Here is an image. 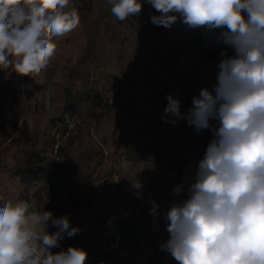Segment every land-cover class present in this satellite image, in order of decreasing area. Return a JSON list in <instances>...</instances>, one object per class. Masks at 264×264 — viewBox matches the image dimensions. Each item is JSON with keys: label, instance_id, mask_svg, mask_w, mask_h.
Masks as SVG:
<instances>
[{"label": "rangeland", "instance_id": "obj_1", "mask_svg": "<svg viewBox=\"0 0 264 264\" xmlns=\"http://www.w3.org/2000/svg\"><path fill=\"white\" fill-rule=\"evenodd\" d=\"M98 1L108 14L100 30L101 44L91 53L84 50L78 26L53 38L56 51L40 73L21 76L10 68L0 81V202L23 199L38 212L48 211L51 201L58 203L59 198H50L42 180L24 181L16 172L18 164L34 154L53 156L58 145L73 135L78 121L84 128L69 155L82 164L95 149L109 151L104 138L110 142L113 121L125 119L136 128L123 134L119 155L112 158L106 153L93 176L104 222L88 220L84 212L66 207L64 213L53 214L67 215L73 227L75 221V227L85 225L72 246L87 251L86 264H126L128 251L134 249L138 260L132 264H152L156 242L167 231L163 213L173 201L184 198L172 190L181 183L187 187L188 176L203 158L204 132L209 133L208 143L213 138L211 128L197 132L186 120L165 122L166 95L179 99L181 112L187 113L192 97L216 83L221 52L235 53L216 45L203 28L189 29L179 20L171 28L153 25L150 17L158 13L147 3L139 16L121 22L106 0ZM218 34L219 30L213 36ZM80 56L82 64L77 63ZM73 65L76 72L71 74ZM110 89L113 103L104 109L102 94ZM97 111L105 112L99 123L92 118ZM115 187L122 193L119 210ZM137 191L142 193L139 198ZM152 201L159 205V218L149 214ZM69 242L63 239L57 251Z\"/></svg>", "mask_w": 264, "mask_h": 264}, {"label": "clouds", "instance_id": "obj_2", "mask_svg": "<svg viewBox=\"0 0 264 264\" xmlns=\"http://www.w3.org/2000/svg\"><path fill=\"white\" fill-rule=\"evenodd\" d=\"M106 2L121 22L139 16L147 3L158 13L150 17L153 25L171 28L179 20L234 50L232 56L221 52L216 83L192 97L187 113L179 99L166 95L165 122L186 120L197 132L211 128L213 138L187 187L172 190L184 198L163 213L169 238L160 248L177 264H264V0ZM80 23L74 0H0V70L40 73L56 51L53 38ZM133 187L141 189L139 183ZM151 203L149 214L159 218V205ZM79 231L67 215L3 199L0 264H86L83 248L52 251Z\"/></svg>", "mask_w": 264, "mask_h": 264}, {"label": "trees", "instance_id": "obj_3", "mask_svg": "<svg viewBox=\"0 0 264 264\" xmlns=\"http://www.w3.org/2000/svg\"><path fill=\"white\" fill-rule=\"evenodd\" d=\"M74 3L81 17L79 27L85 39L84 50L91 53L101 44L100 30L108 14V10L103 9L98 0H74ZM144 32L145 34L149 33V27L145 28ZM161 36L162 38L167 36L166 30H163ZM82 56L77 60L78 64H82L84 61V57L82 58ZM9 69L0 70V81L5 78ZM75 72L76 65H73L71 66V74ZM104 114V111L93 112L92 118L99 123ZM83 128L81 122L78 121V123H75L73 135L68 137L65 143L58 145L53 156H36L34 154L31 158H27L26 161L18 164L15 169L17 174L26 182L42 180L43 186L46 188V192L50 198H59L60 202L58 203L51 201L48 211L64 213L65 209H62V207H66L69 211L72 210L76 213L84 212L88 216V220L95 219V221L103 223L106 218L105 211L99 207V201L96 199L98 191L93 176L96 169L103 164L106 153L110 152L112 158L115 157V154L119 155L123 134L127 131H133L136 127L125 119H115L109 135L110 142L104 138L105 142L109 145V151L103 148L95 149L87 153L84 156L85 161L80 164L73 161L69 154L76 136L81 134ZM208 136L209 133L207 131L204 132V139L200 150L202 156H204L209 144L207 141ZM117 160L118 156L115 158V161ZM72 217L76 220L74 216ZM77 222L75 221V226H77ZM77 228L80 231L74 237L69 238L70 242L66 249L72 246L82 235L81 226ZM52 251L53 253L58 252L56 248Z\"/></svg>", "mask_w": 264, "mask_h": 264}, {"label": "built area", "instance_id": "obj_4", "mask_svg": "<svg viewBox=\"0 0 264 264\" xmlns=\"http://www.w3.org/2000/svg\"><path fill=\"white\" fill-rule=\"evenodd\" d=\"M113 97H114L113 89L106 90L103 92L101 103L104 109H108L112 105ZM113 190L118 201L117 206L119 210L122 207V193L117 187H115ZM85 228L86 227L83 224L81 226V229L84 230ZM168 238H169V234L166 231L164 235L161 236V238L156 242L154 251L152 253L153 255L152 264H177V262L170 256L169 253L162 251L160 248V245L163 244ZM125 251L126 250H124L123 252ZM137 260H138L137 251L135 249L128 251L126 264H132Z\"/></svg>", "mask_w": 264, "mask_h": 264}]
</instances>
